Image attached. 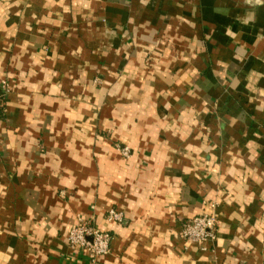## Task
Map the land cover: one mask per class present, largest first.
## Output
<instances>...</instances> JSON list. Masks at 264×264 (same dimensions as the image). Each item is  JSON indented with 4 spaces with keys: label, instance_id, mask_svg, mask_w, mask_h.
Wrapping results in <instances>:
<instances>
[{
    "label": "crops",
    "instance_id": "0c3cea01",
    "mask_svg": "<svg viewBox=\"0 0 264 264\" xmlns=\"http://www.w3.org/2000/svg\"><path fill=\"white\" fill-rule=\"evenodd\" d=\"M82 221L96 264H264V0H0V264H92Z\"/></svg>",
    "mask_w": 264,
    "mask_h": 264
},
{
    "label": "built area",
    "instance_id": "2783aa9c",
    "mask_svg": "<svg viewBox=\"0 0 264 264\" xmlns=\"http://www.w3.org/2000/svg\"><path fill=\"white\" fill-rule=\"evenodd\" d=\"M125 157L130 156V147L119 146ZM109 218L121 222L123 213L112 208L108 211ZM219 220L216 214L206 213L197 215L183 226L182 234L187 242L204 246L215 242L218 238ZM68 240L73 247L85 249L91 256L92 264H96L98 258L107 254L111 249L113 236L110 232L101 231L86 221L78 223L71 229Z\"/></svg>",
    "mask_w": 264,
    "mask_h": 264
},
{
    "label": "rangeland",
    "instance_id": "374dc122",
    "mask_svg": "<svg viewBox=\"0 0 264 264\" xmlns=\"http://www.w3.org/2000/svg\"><path fill=\"white\" fill-rule=\"evenodd\" d=\"M120 145V144H119ZM125 147V146H124Z\"/></svg>",
    "mask_w": 264,
    "mask_h": 264
}]
</instances>
